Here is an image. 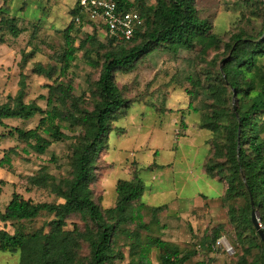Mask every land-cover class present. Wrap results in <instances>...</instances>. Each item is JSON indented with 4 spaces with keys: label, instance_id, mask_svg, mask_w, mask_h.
<instances>
[{
    "label": "trees",
    "instance_id": "obj_1",
    "mask_svg": "<svg viewBox=\"0 0 264 264\" xmlns=\"http://www.w3.org/2000/svg\"><path fill=\"white\" fill-rule=\"evenodd\" d=\"M114 1L119 10L138 12L142 23L128 40L109 38L103 26L87 19L76 0L62 31V50L47 62H34L31 69L47 80L45 109L35 100H26V70L35 51L20 57L18 89L14 94H5V102L0 103V122L40 114L35 128L13 129L19 140L40 154L53 142L70 138L63 129H77V133L71 136L74 141L69 147V172L65 177L57 179L41 167L27 178L29 184L49 191L60 201L34 202L13 191L4 209H0V220L5 223L30 221L41 212L52 218L34 232L10 233L0 228V250L17 252L19 264H117L125 254L116 246V240L125 236L132 239L127 264H153V252L159 264H211L206 254L222 236L223 225L205 230L191 248L182 250L150 234L151 225L159 223L167 204L152 205L143 200L146 187L137 170L115 182L113 205L105 206L95 197L93 188L99 153L106 147L110 133L119 129L116 123L126 117L134 103L116 84V72L127 71L153 49L177 54L194 50L197 41L205 39L198 54L205 55L208 49L222 50L223 54L212 57L197 79H191L207 96L198 129L209 131L211 137L202 166L209 178L217 177L226 184L222 201L238 244L231 264H263L264 245L251 221L250 201L264 231V0H241L249 10L254 8L252 12L262 13L260 30L252 34L239 26L227 38L200 17L197 0H155L154 4H147V0ZM8 20L0 17V25L9 24ZM83 26L92 32L78 37ZM10 30L13 36L19 31L15 24H10ZM98 32L104 33V41L98 39ZM78 52H82L87 65L97 69L89 98L75 95L71 80L60 79L67 76ZM41 128L48 138L42 136ZM4 161H9L7 156ZM199 251L203 258L195 259Z\"/></svg>",
    "mask_w": 264,
    "mask_h": 264
},
{
    "label": "rangeland",
    "instance_id": "obj_2",
    "mask_svg": "<svg viewBox=\"0 0 264 264\" xmlns=\"http://www.w3.org/2000/svg\"><path fill=\"white\" fill-rule=\"evenodd\" d=\"M75 1L0 0V17L10 20L9 24L0 25V91L4 92L0 93V103L5 102V94L17 91L18 62L24 52L33 50L34 56L26 70L29 75L26 100H35L45 109L47 80L31 69L34 62H47L62 50V31L70 21ZM154 3L155 0H147V4ZM241 3V0H197V8L200 17L210 21L213 30L225 38L239 26L256 34L262 25V13H254V8L249 10V6ZM10 24L19 29L17 35L13 36ZM91 32L90 27L83 26L78 37ZM97 35L100 41L106 39L102 32ZM204 43L205 39H199L194 50H181L177 54L156 48L127 71L116 72V84L134 103L126 117L116 123L119 129L110 133L106 147L99 153L98 176L93 188L95 197L105 206L113 205L115 182L129 178L137 170L146 187L143 200L152 205L167 204V209L159 215V223L151 225L150 234L188 250L205 230L221 224L224 231L220 238L231 246L232 252H226L222 244H214L206 255L211 264H231L238 244L222 201L226 184L217 177L209 178L202 166L211 137L209 131L198 129L207 96L201 85L195 87L191 83L207 61L223 54L222 50L214 49L206 50L205 55L198 54ZM81 56L82 52H78V59L67 76L60 79L71 80L73 93L89 98L97 69L87 65ZM40 117L36 114L26 120L7 118L0 122L1 210L13 191L34 202L60 201L49 191L29 184L27 178L41 167H46L57 179L65 177L69 172V147L74 141L71 136L77 129L75 132L63 129L70 138L53 142L40 154L19 140L13 130L35 128ZM42 128L40 133L48 138ZM6 156L8 162L4 161ZM51 218L49 213L41 212L30 221L0 220V228L10 233L34 232ZM131 240L125 236L116 240V246L125 254V259L117 264H127ZM151 258L153 264H159L155 252ZM197 258H203V252L199 251ZM0 264H19V254L0 250Z\"/></svg>",
    "mask_w": 264,
    "mask_h": 264
},
{
    "label": "built area",
    "instance_id": "obj_3",
    "mask_svg": "<svg viewBox=\"0 0 264 264\" xmlns=\"http://www.w3.org/2000/svg\"><path fill=\"white\" fill-rule=\"evenodd\" d=\"M79 5L89 21L103 26L105 34L118 41L130 39L135 28L142 23L138 12L119 10L114 0H79ZM216 244H222L226 252H232L231 246L223 239H217Z\"/></svg>",
    "mask_w": 264,
    "mask_h": 264
},
{
    "label": "water",
    "instance_id": "obj_4",
    "mask_svg": "<svg viewBox=\"0 0 264 264\" xmlns=\"http://www.w3.org/2000/svg\"><path fill=\"white\" fill-rule=\"evenodd\" d=\"M250 205H251V221H252V224L254 225L255 230H256L257 234L259 235V237H260V239L264 245V231H263L262 225L260 223L258 212L256 211L252 200L250 201ZM263 264H264V259H263Z\"/></svg>",
    "mask_w": 264,
    "mask_h": 264
},
{
    "label": "crops",
    "instance_id": "obj_5",
    "mask_svg": "<svg viewBox=\"0 0 264 264\" xmlns=\"http://www.w3.org/2000/svg\"><path fill=\"white\" fill-rule=\"evenodd\" d=\"M18 73V72H17Z\"/></svg>",
    "mask_w": 264,
    "mask_h": 264
}]
</instances>
